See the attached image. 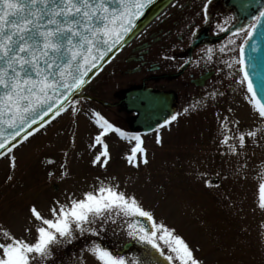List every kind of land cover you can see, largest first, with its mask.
<instances>
[{"label":"rangeland","instance_id":"374dc122","mask_svg":"<svg viewBox=\"0 0 264 264\" xmlns=\"http://www.w3.org/2000/svg\"><path fill=\"white\" fill-rule=\"evenodd\" d=\"M104 76H101L102 81ZM101 78L92 82V90L101 83ZM78 105L81 109L68 111L19 146L13 152L15 168L10 167L11 157L0 162V243L9 242L4 231L17 239L34 241L38 222L30 215L32 205L43 216L51 218L50 209L58 207L57 202L70 206L71 200L82 199L84 193L106 185L118 186L120 191L135 196L140 205L153 214L157 224H163L189 245L202 264H264V210L258 207V185L264 182V125L260 136L246 137L243 148L238 139L228 142L235 146L238 155L229 150L228 144H224L222 150L219 148L221 151L216 148L213 154L208 152V145L202 146V152L189 153L177 150L169 133L163 136L162 144H157L153 137L148 141L149 163L134 168L124 158L128 152L123 149V142L110 133L105 137L110 159L101 167L92 164L100 146L97 150L90 148L91 136L97 132L91 113L106 117L97 105L83 100ZM246 112L248 119L238 122L244 126L235 131L236 134L257 130L260 125L247 108ZM104 113L108 112L104 110ZM222 123L217 126L213 122L209 126L211 131L207 129L201 139H197L198 144L208 143V134L213 136L209 142L222 139V133L227 134L221 128ZM204 126L207 123L201 122L200 129ZM131 143L128 142L129 146ZM207 160H211L210 165L206 164ZM8 176L12 179L8 180ZM212 179H216L214 184ZM53 184L58 186V192L53 191ZM129 219L115 211L107 221L97 218L91 228L98 235L81 234L73 227L72 236L61 238L50 246L49 255L36 257L30 264H98L88 251L95 237L99 236L104 242L103 235L115 233L124 242L138 241L127 235ZM88 237H92L87 241L89 244L81 243L72 255H65L69 247L74 248ZM160 244L165 255L169 254L167 245ZM139 246L135 245L125 258L142 256V245ZM150 248L148 245L146 249L150 251ZM154 252L159 261L151 258L150 264L165 260ZM55 258L59 261L63 258V261L55 262ZM165 263L169 264L166 260ZM126 264L131 262L126 260Z\"/></svg>","mask_w":264,"mask_h":264},{"label":"snow or ice","instance_id":"6c2138e0","mask_svg":"<svg viewBox=\"0 0 264 264\" xmlns=\"http://www.w3.org/2000/svg\"><path fill=\"white\" fill-rule=\"evenodd\" d=\"M153 2L154 0H0V61L4 63V67H0V149L7 148L11 152L17 147L15 141L25 129H31L38 121L43 127L45 117L54 108L56 116L64 111L62 100L86 83L85 77L89 69L95 67L107 52L120 44ZM112 3L117 6L110 7ZM262 19L264 11L253 17V22L247 29L238 30L245 33V42L253 35V30ZM220 30L224 31L223 27ZM239 48L241 56L236 63L240 65L242 76L237 83L245 87V99L253 112L264 121V94L254 90L244 67V44L241 43ZM221 51L224 49L221 48ZM54 75L58 78H53ZM184 111L187 112L188 109ZM177 115L179 114L166 118L160 128L170 125L177 119ZM91 117L97 128L92 147L100 146L92 160L94 166H106L110 159L108 144L105 142V137L110 133H115L122 140L134 141L129 154L124 157L130 165L139 167L141 163H149L140 135L123 131L98 112H92ZM228 123L238 124V121L225 117L221 128L225 129ZM32 134V131H27L23 140H28ZM255 134L254 131L239 133L237 136L225 134L221 144H228L229 150L238 155L235 146L228 142L238 139L243 148L246 137H254ZM156 143L162 144L159 129ZM3 154L0 152V155ZM10 167H16L15 156L10 158ZM11 179L12 176H8V180ZM205 184L209 186L208 181ZM258 191V207L264 210V182L259 183ZM57 204L58 207L50 209L51 218L43 216L35 205L29 208L31 217L38 222L34 229V241L17 239L4 231L9 242L0 243V264H30L36 257H46L52 244L58 243L61 238L72 236L73 227L81 234L91 232L92 235H98L91 225L97 218L105 221L112 219L114 211L130 218L127 223L129 237L150 245L169 264H176L177 261L178 264H202L180 236L163 224H157L153 214L145 210L135 196L120 191L118 186L101 185L92 192L84 193L82 199L71 200L70 206L59 202ZM138 217L146 218L151 223V230L139 225L136 222ZM26 231L30 232L31 229ZM160 242L167 245L169 254L165 255ZM88 251L98 264H126L124 256L115 254L100 244L94 243ZM132 264L136 262L133 261Z\"/></svg>","mask_w":264,"mask_h":264},{"label":"flooded vegetation","instance_id":"af4514ba","mask_svg":"<svg viewBox=\"0 0 264 264\" xmlns=\"http://www.w3.org/2000/svg\"><path fill=\"white\" fill-rule=\"evenodd\" d=\"M263 8L264 0L173 1L114 58L99 76L101 78L105 74V80L102 81L101 78V83L96 84L93 90L90 86L87 89L89 98L85 100L97 105L114 126L140 135L146 155L149 152L148 141L153 137L156 141L157 129L162 138L169 133V139L178 147L177 150L202 152V146L207 145L211 154L216 148L222 150L225 147L221 144L224 137L209 142L213 136L208 134V143L200 145L197 139H201L207 129L211 131L209 126L213 122L217 126L218 123L225 122V117L238 122L242 118L248 119L246 108L249 115L259 120L258 129L253 131L256 136H260L264 121L253 112L245 99V87L237 83L242 74L236 61L241 56L239 45L246 43L245 33L238 30L247 29L253 22V17L259 15ZM140 90L158 96L159 113L152 118L143 119L144 116L140 117L138 111L129 108L127 94ZM133 99L137 100L138 96ZM141 106H144L143 102L140 103L139 107ZM186 108L187 112L184 111ZM79 109L81 106L78 105L75 110ZM104 110L108 113H104ZM176 114L179 115L175 121L160 128L166 118ZM201 122L207 123V126L200 129ZM243 126L228 123L223 130L237 136L235 131L241 130ZM152 127L153 130H150ZM114 137L123 142V149L129 153L134 141L129 146L128 140H122L118 135ZM211 160H207L206 164ZM143 166V163L139 165ZM215 182L216 179L211 180L212 184ZM56 186L52 185L54 192L59 191ZM103 236L105 241L102 242L98 236L96 244L124 257L135 245L138 248L142 245V256L138 257L142 258L140 261L135 257L125 258L131 264L133 261L136 264H150L151 258L158 259L154 250L150 248L148 251V245L139 241H127L130 244L128 246L115 233ZM79 245L80 243L75 244ZM71 250L73 248L69 247L65 255H72ZM158 264L166 263L165 260H160Z\"/></svg>","mask_w":264,"mask_h":264},{"label":"water","instance_id":"95a60500","mask_svg":"<svg viewBox=\"0 0 264 264\" xmlns=\"http://www.w3.org/2000/svg\"><path fill=\"white\" fill-rule=\"evenodd\" d=\"M173 0H154V2L149 5L144 10V15L140 17L139 20L136 21V26L132 29V31L125 36V38L114 47L110 52L104 56L102 60L96 64L95 67H91L88 71V75L85 77L86 83L74 93L67 94V98L62 100L64 105V109L77 97H79L83 88L95 77V75L153 18L155 17L164 7H166ZM26 2V0H25ZM115 3H112L110 7H116ZM264 11V9L262 10ZM103 47V46H102ZM98 54V53H97ZM67 55L65 56V59ZM244 67L245 71L249 75V79L253 84V88L257 93L264 94L262 90H264V19L261 20L260 24L253 30V35L248 39L244 51ZM0 67H4L3 61H0ZM55 72V70H54ZM53 78H58L54 75ZM2 91V89H0ZM143 94H140L142 96ZM142 100L146 103L144 109H139L142 115H146L149 117L151 114L157 113L158 110V97H150L146 96L142 98ZM55 108L43 121V125L50 121L53 117H55ZM41 122L38 121L37 124L33 125L31 129H25V132L21 133V136L17 138L15 143L18 145L23 141V136L27 131H32L34 133L41 126ZM0 152L4 153L0 155V159L8 152L7 148L0 149ZM136 222L143 226L146 230H151V223L142 217L136 218Z\"/></svg>","mask_w":264,"mask_h":264}]
</instances>
